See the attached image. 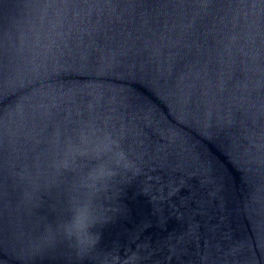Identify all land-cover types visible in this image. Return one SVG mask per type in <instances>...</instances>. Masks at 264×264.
I'll return each instance as SVG.
<instances>
[{"label": "water", "instance_id": "obj_1", "mask_svg": "<svg viewBox=\"0 0 264 264\" xmlns=\"http://www.w3.org/2000/svg\"><path fill=\"white\" fill-rule=\"evenodd\" d=\"M0 264H264V0H0Z\"/></svg>", "mask_w": 264, "mask_h": 264}]
</instances>
